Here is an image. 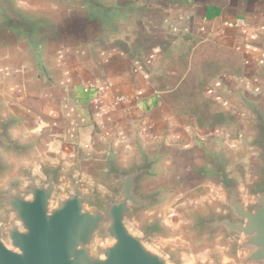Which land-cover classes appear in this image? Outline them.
<instances>
[{
	"label": "water",
	"instance_id": "1",
	"mask_svg": "<svg viewBox=\"0 0 264 264\" xmlns=\"http://www.w3.org/2000/svg\"><path fill=\"white\" fill-rule=\"evenodd\" d=\"M178 9L169 0H0V264H184L179 249L159 246L174 234L167 207L183 191L211 185L217 194L184 209L195 246H228L197 264H264V97L247 85L221 93L245 112L238 149L224 137L181 150L138 132L125 156L113 141L93 162L68 165L42 155L46 135L31 134L35 117L10 101L9 84L60 90L53 53L79 45H125L140 55ZM264 80V69L257 72Z\"/></svg>",
	"mask_w": 264,
	"mask_h": 264
},
{
	"label": "crops",
	"instance_id": "2",
	"mask_svg": "<svg viewBox=\"0 0 264 264\" xmlns=\"http://www.w3.org/2000/svg\"><path fill=\"white\" fill-rule=\"evenodd\" d=\"M169 1L178 11L174 18H166L165 30L142 45L139 56L125 45H113L97 48L91 58L86 48L72 45L59 48L51 59L61 71L58 92L10 82L12 98L36 119L31 134L46 135L43 156L54 161L62 156L68 165L75 164L77 158L90 164L109 141L128 156L134 150L131 142L135 132L148 146L165 140L184 151L192 148L195 132L204 139L224 137L222 129L202 133L208 127L189 120L197 114L176 111L153 84L151 69L168 33L183 28L192 36L217 40L244 55L243 71L235 74L234 81L214 80L217 91L221 93L225 85L237 88L245 83L252 94L264 97V80L257 76L264 69V0ZM17 67L18 76L31 70L27 65ZM15 89L17 94L40 101L39 107L24 105L13 93ZM221 96L239 111L238 121L245 125L235 146L225 139L237 150L246 133L245 112L230 97ZM119 97L124 100L117 102Z\"/></svg>",
	"mask_w": 264,
	"mask_h": 264
},
{
	"label": "rangeland",
	"instance_id": "3",
	"mask_svg": "<svg viewBox=\"0 0 264 264\" xmlns=\"http://www.w3.org/2000/svg\"><path fill=\"white\" fill-rule=\"evenodd\" d=\"M168 34H170L168 40L163 50L156 56L151 69L155 88L160 91L166 102L179 112L195 111L199 117H192L189 120L195 122L196 119L201 128L208 127L201 130L204 131L202 133L219 132L222 129L224 138L235 146L241 139L240 133L245 125L238 121L239 111L223 100L221 96L223 93L216 90L217 85L213 82L217 78H229L234 81L235 74L243 71L244 55L221 45L217 40H204L192 36L186 28ZM18 71L19 68L13 64L0 66V72L7 77ZM13 93L17 94L16 89ZM8 95L10 101L16 103L10 92ZM17 95L24 105L35 108L40 105V101L26 98L23 93ZM17 105L16 103L15 106ZM218 123L221 126H215ZM214 126L216 128H213ZM5 185L6 181H0V187ZM216 194L217 189L214 186L202 185L185 190L176 196L167 207L165 215L167 224L175 232L172 236L161 238L158 241L159 246L179 249L184 264L210 262L213 251H220L226 261H232L233 258L227 255V245L217 243L211 247L205 244L195 246L192 237L184 230L188 223L184 209L187 206L201 207Z\"/></svg>",
	"mask_w": 264,
	"mask_h": 264
},
{
	"label": "built area",
	"instance_id": "4",
	"mask_svg": "<svg viewBox=\"0 0 264 264\" xmlns=\"http://www.w3.org/2000/svg\"><path fill=\"white\" fill-rule=\"evenodd\" d=\"M121 100H124V97H119L117 98V102L121 101Z\"/></svg>",
	"mask_w": 264,
	"mask_h": 264
},
{
	"label": "trees",
	"instance_id": "5",
	"mask_svg": "<svg viewBox=\"0 0 264 264\" xmlns=\"http://www.w3.org/2000/svg\"><path fill=\"white\" fill-rule=\"evenodd\" d=\"M176 111H178V110H176ZM179 112V111H178ZM179 113H183V112H179ZM192 113H196L195 111L194 112H192ZM197 114V113H196ZM198 116V115H197ZM199 117V116H198Z\"/></svg>",
	"mask_w": 264,
	"mask_h": 264
}]
</instances>
